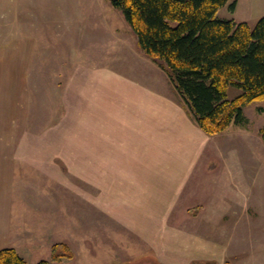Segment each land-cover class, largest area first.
<instances>
[{"label": "crops", "instance_id": "crops-1", "mask_svg": "<svg viewBox=\"0 0 264 264\" xmlns=\"http://www.w3.org/2000/svg\"><path fill=\"white\" fill-rule=\"evenodd\" d=\"M247 8L255 22L264 0H247ZM104 98L109 105L91 134L93 151L83 158L93 182L100 171L105 217L89 218L88 232L63 239L60 226L71 218L59 216L52 194L58 182L38 161L47 154L0 151V250L13 248L27 264L38 255L49 260L56 243H66L73 259L51 264H257L253 255L264 250V118L251 127L245 106L247 123L232 124L214 141L176 98L120 85L105 88ZM255 108L264 116L263 105ZM166 166L174 180L158 183L154 202L147 178L167 175ZM197 169L195 186L205 191L192 195L187 188Z\"/></svg>", "mask_w": 264, "mask_h": 264}, {"label": "rangeland", "instance_id": "rangeland-1", "mask_svg": "<svg viewBox=\"0 0 264 264\" xmlns=\"http://www.w3.org/2000/svg\"><path fill=\"white\" fill-rule=\"evenodd\" d=\"M237 2L233 15L227 4L217 16H233L234 21L245 20L253 27L254 16L245 14L247 0ZM136 40L122 14L107 0H0V151L47 154L48 160L38 161L58 182L52 194L59 216L71 218L60 226L63 239L72 232H88L89 218L105 217L101 205L108 193L100 171L97 168L93 182L83 158L93 151L91 134L95 136L96 122L109 105L105 88L134 87L181 102L166 72L141 52ZM239 92L230 86L227 98ZM262 105L264 99L244 108L251 127L264 118L255 112ZM217 137L209 138L216 141ZM171 169L166 166L167 175L147 178L154 202L160 200L158 183L173 182ZM198 174L199 169L193 172L187 188L192 195L205 191L203 185L195 186ZM260 191L264 200V190ZM107 228L110 231L111 226ZM112 242L119 246L120 240ZM41 256L36 260L47 257ZM253 256L257 264H264V250Z\"/></svg>", "mask_w": 264, "mask_h": 264}, {"label": "trees", "instance_id": "trees-1", "mask_svg": "<svg viewBox=\"0 0 264 264\" xmlns=\"http://www.w3.org/2000/svg\"><path fill=\"white\" fill-rule=\"evenodd\" d=\"M136 36L141 52L159 64L185 109L208 136L232 124L245 125L243 108L264 99V15L253 27L217 16L230 0H107ZM232 86L240 92L227 98ZM260 134L264 139V127ZM73 259L66 243L50 249L49 260ZM0 264H27L13 248L0 250ZM193 264H216L195 262Z\"/></svg>", "mask_w": 264, "mask_h": 264}]
</instances>
